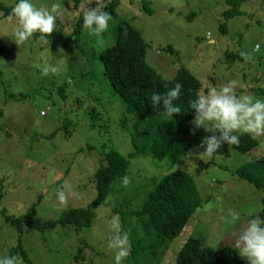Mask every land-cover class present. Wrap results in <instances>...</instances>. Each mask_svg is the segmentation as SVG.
<instances>
[{"label": "rangeland", "instance_id": "374dc122", "mask_svg": "<svg viewBox=\"0 0 264 264\" xmlns=\"http://www.w3.org/2000/svg\"><path fill=\"white\" fill-rule=\"evenodd\" d=\"M75 1L32 0L37 7H63L51 37L33 34L19 46L12 42L17 19L0 10V210L14 218L35 207L36 218L44 223L59 220L69 208L87 207L97 196L94 175L103 152L115 149L128 158L134 152L133 140L144 141L146 122L127 113L123 100L110 91L99 59L100 51L114 43L111 26L119 20L131 22L142 33L149 46L146 62L164 79H173L183 66L202 83L201 93L231 79L237 81L238 95L264 99V0H248L241 7L244 15L230 20L223 18L228 8L223 0H121L119 19L99 36L85 32L81 42H65L59 34L71 35L83 7H96V0H81L76 9ZM112 1L101 0L102 6ZM144 1L151 3L150 13L143 9ZM15 3L0 0L6 8ZM230 54L238 59L230 60ZM53 66L56 72L43 73V68ZM185 128L190 142L186 157L171 164L138 155L131 159L129 183L120 188L123 200H131L123 212H135L139 199L153 189V178L180 171L195 179L201 207L160 262L153 264H175L190 236L212 248H236L239 231L263 209V192L235 171L264 156V136L250 134L259 145L246 154L221 143L208 157L199 156L204 151L199 145L211 133L196 127L194 120ZM61 190L66 197L62 204L55 197ZM117 199L110 194L96 210L91 227L80 231L58 225L47 232L25 228L21 233L0 213V257L9 256L21 243L32 264H113L107 242L111 218L119 216L114 213ZM234 215L237 221L231 224ZM13 256L19 264H29L20 251ZM122 264L133 263L124 258Z\"/></svg>", "mask_w": 264, "mask_h": 264}, {"label": "trees", "instance_id": "16d2710c", "mask_svg": "<svg viewBox=\"0 0 264 264\" xmlns=\"http://www.w3.org/2000/svg\"><path fill=\"white\" fill-rule=\"evenodd\" d=\"M228 7L223 18L230 20L244 15L241 7L248 0H223ZM81 0L75 1V7H80ZM121 0H113L103 11L111 15L108 25L113 19H119L117 8ZM143 9L150 13L151 3L144 1ZM12 8H6L0 4V10L5 15H12ZM194 15L190 16L193 19ZM83 15L76 21L71 30V35L59 34V39L67 42L79 41L88 30L83 28ZM111 32L115 41L106 49L100 51L99 59L104 69V75L108 81L110 91L118 96L126 105L127 113L145 121L146 130L143 142L135 139L132 144L134 152L129 157L122 156L117 150L111 149L103 152L99 159V167L95 172L97 196L85 208H69L64 211L59 220L41 222L36 218V209L33 207L26 215L14 218L6 215L4 209L0 213L6 221L21 233L25 228L40 232L55 229L58 225L72 226L78 231L91 227L96 218V210L106 203L110 194L114 199L118 197L114 213L119 214L123 224V231L128 233L130 244L129 256L126 260L133 264H153L155 260L160 262L169 250L173 241L181 235L194 213L201 207V197L195 179L186 172H171L161 179L153 178V189L139 199L140 207L135 212H123L131 200H123L120 196V188L123 186L121 178L129 174L131 159L138 155L151 156L160 161L167 160L171 164H177L186 157L190 151L189 134L185 126L195 119L194 110L190 109V101L196 99L202 91V83L195 78L190 71L181 66L171 80H166L146 62L148 44L142 33L135 29L131 22L119 20L113 24ZM224 34L227 33L226 23L220 26ZM52 34V33H51ZM51 34H40L42 38H49ZM172 50V49H171ZM230 60H237L238 56L230 54ZM75 60L76 58H71ZM179 83L180 95L174 103L180 108L181 113L169 116L163 112L160 106L151 103L153 92L166 94ZM62 93L65 87H62ZM63 96V95H62ZM94 113V111L92 112ZM2 114L0 113V117ZM95 124H92L94 126ZM0 130H2L0 126ZM259 142L250 134L240 135L239 145L233 146L235 150L246 154L257 148ZM207 166H200L197 174ZM240 179L251 183L257 190L264 194V156L247 163L235 171ZM120 196V197H119ZM41 199H39L40 202ZM263 209L252 216L264 218ZM251 216V217H252ZM21 240V238H20ZM20 251L23 261L32 264L27 253L22 249L21 243L12 250L9 256ZM175 264H247L238 255V249L230 246L212 248L206 245L200 238L190 236L181 250L178 252Z\"/></svg>", "mask_w": 264, "mask_h": 264}, {"label": "clouds", "instance_id": "9594fccd", "mask_svg": "<svg viewBox=\"0 0 264 264\" xmlns=\"http://www.w3.org/2000/svg\"><path fill=\"white\" fill-rule=\"evenodd\" d=\"M62 7L57 3H51L48 7H37L32 0H16L9 19L15 17L19 27L14 32L12 42L19 46L29 41L35 33L51 34ZM103 8L101 0H96V7L91 10L83 7V28L97 36L107 29L108 21L111 19V15L103 11ZM256 50L258 49H254ZM42 71L47 74L49 71L56 72L57 69L54 66L45 67ZM181 87L177 83L163 95L153 92L152 105L160 106L163 112L171 117L173 114L181 113L180 108L174 103L180 95ZM236 87L237 81L230 79L209 87L206 93H200L195 100L190 101L196 127L211 133L201 140L199 146L203 147L204 151L199 156L211 157L221 143L239 145V133L264 136V99L248 93L238 95ZM216 132L220 133L218 137L215 135ZM121 180L124 185L129 183L127 176ZM55 197L61 204L64 203L65 191L56 192ZM236 221L237 217L234 215L229 223L235 224ZM110 232L107 248L113 252V264H122L124 258L129 256L130 249L128 233L122 231L118 215L111 218ZM234 244L238 249V255L246 259L248 264H264V218L260 216L249 218L237 234ZM0 264H19V259L15 256L0 257Z\"/></svg>", "mask_w": 264, "mask_h": 264}]
</instances>
